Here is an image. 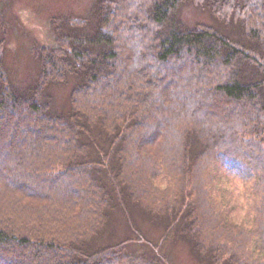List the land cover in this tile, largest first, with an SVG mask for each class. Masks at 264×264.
<instances>
[{"label": "trees", "instance_id": "16d2710c", "mask_svg": "<svg viewBox=\"0 0 264 264\" xmlns=\"http://www.w3.org/2000/svg\"><path fill=\"white\" fill-rule=\"evenodd\" d=\"M188 3L227 33L184 27ZM50 30L26 94L0 56V264H173L177 235L208 264H264V0H98ZM216 165L254 184L252 227L219 210ZM117 212L132 236L100 245Z\"/></svg>", "mask_w": 264, "mask_h": 264}, {"label": "rangeland", "instance_id": "374dc122", "mask_svg": "<svg viewBox=\"0 0 264 264\" xmlns=\"http://www.w3.org/2000/svg\"><path fill=\"white\" fill-rule=\"evenodd\" d=\"M97 1L0 0V56L10 84L19 94H26L35 85L39 70L37 54L42 47L53 43L50 19L63 14L87 16ZM176 16L184 27L201 23L227 33L209 9L203 6L183 4ZM74 82V78L70 77L66 83L48 87L47 94L51 99L52 114L65 115L69 112V95ZM212 176V195L219 210L237 225L244 228L252 227L256 206L254 184L244 182L236 174L218 165L214 167ZM131 221L152 241L158 240L162 235V228L143 218L138 210H131ZM131 236L128 220L122 213L117 212L110 219L109 226L98 243L107 245ZM178 237L175 236L166 249L173 264H208L207 261L195 256L190 243ZM138 247L129 246L133 250Z\"/></svg>", "mask_w": 264, "mask_h": 264}]
</instances>
